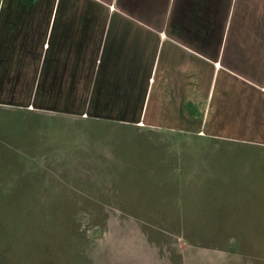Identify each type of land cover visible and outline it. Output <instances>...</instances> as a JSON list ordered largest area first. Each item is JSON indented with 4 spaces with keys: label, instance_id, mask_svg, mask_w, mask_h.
Segmentation results:
<instances>
[{
    "label": "rangeland",
    "instance_id": "rangeland-1",
    "mask_svg": "<svg viewBox=\"0 0 264 264\" xmlns=\"http://www.w3.org/2000/svg\"><path fill=\"white\" fill-rule=\"evenodd\" d=\"M0 264H264V147L0 107Z\"/></svg>",
    "mask_w": 264,
    "mask_h": 264
},
{
    "label": "crops",
    "instance_id": "crops-1",
    "mask_svg": "<svg viewBox=\"0 0 264 264\" xmlns=\"http://www.w3.org/2000/svg\"><path fill=\"white\" fill-rule=\"evenodd\" d=\"M0 107L264 147V0H0Z\"/></svg>",
    "mask_w": 264,
    "mask_h": 264
}]
</instances>
